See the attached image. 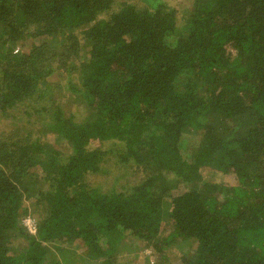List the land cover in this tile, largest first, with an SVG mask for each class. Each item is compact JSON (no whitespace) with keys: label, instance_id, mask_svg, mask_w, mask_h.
<instances>
[{"label":"trees","instance_id":"obj_1","mask_svg":"<svg viewBox=\"0 0 264 264\" xmlns=\"http://www.w3.org/2000/svg\"><path fill=\"white\" fill-rule=\"evenodd\" d=\"M170 1L0 0V264H264V0Z\"/></svg>","mask_w":264,"mask_h":264},{"label":"rangeland","instance_id":"obj_2","mask_svg":"<svg viewBox=\"0 0 264 264\" xmlns=\"http://www.w3.org/2000/svg\"><path fill=\"white\" fill-rule=\"evenodd\" d=\"M180 3V4H179ZM170 4H172V5H175L177 8L178 7H180L181 5L183 6L184 4H183V0H171L170 1ZM15 49H18V47H16ZM42 102H43V100H42ZM67 108H69L70 110H71V108L73 109V106H71V105H67L66 106V109ZM74 113H75V115H76V119H80V118H82V116H83V114H84V112L82 111V109L81 108H78L77 107V105L76 106H74ZM108 146H110V144H107ZM115 173H117L116 171H114ZM218 179L221 181V180H224V176H221V175H218ZM104 180H105V178H104ZM102 181V183H101V186H102V188L103 189H105V188H107L108 186H110L111 185V179L110 178H108V180H106V181ZM228 181H229V178H228ZM128 244H129V246H128V248L130 249V248H133V245H136V243H134V242H132V241H129L128 242ZM141 250H143L142 252H143V254H147V255H149V254H151V251H150V248H148V247H146V248H144L143 249V247L141 248ZM79 252H80V250H78ZM80 254H81V252H80ZM150 258L152 259V256H150Z\"/></svg>","mask_w":264,"mask_h":264},{"label":"built area","instance_id":"obj_3","mask_svg":"<svg viewBox=\"0 0 264 264\" xmlns=\"http://www.w3.org/2000/svg\"><path fill=\"white\" fill-rule=\"evenodd\" d=\"M24 221V224L27 226V228L30 230V231H34L33 228V222L32 220H30L29 218H26L23 220Z\"/></svg>","mask_w":264,"mask_h":264}]
</instances>
